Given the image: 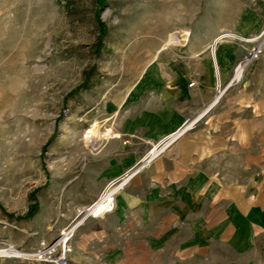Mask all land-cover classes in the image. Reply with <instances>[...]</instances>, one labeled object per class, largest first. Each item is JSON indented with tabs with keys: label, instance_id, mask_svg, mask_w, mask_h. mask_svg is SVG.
Masks as SVG:
<instances>
[{
	"label": "rangeland",
	"instance_id": "1",
	"mask_svg": "<svg viewBox=\"0 0 264 264\" xmlns=\"http://www.w3.org/2000/svg\"><path fill=\"white\" fill-rule=\"evenodd\" d=\"M251 5L264 15V0H0V248L34 256L43 249L53 251L49 261L0 256V264H57L62 256L69 264L88 225L98 239L117 242V233L103 230L112 227L111 220H98L100 215L89 216L75 230L67 251L60 245L64 231L110 183L120 184L136 171L114 194L115 202L151 163L146 155L157 141L146 140L139 150L123 140L124 154L135 155V162L97 191L90 167L104 143L103 125L112 123L116 132L120 107L114 118L103 112L112 110L110 102L124 99L144 65L156 60V51H183L200 22ZM249 49L236 59L230 79ZM255 61L222 93L216 108L252 72ZM226 84L217 81L214 99ZM34 199L38 209L27 217ZM208 256L204 263L189 264H230L234 252L219 247ZM262 256L264 264V245Z\"/></svg>",
	"mask_w": 264,
	"mask_h": 264
},
{
	"label": "crops",
	"instance_id": "2",
	"mask_svg": "<svg viewBox=\"0 0 264 264\" xmlns=\"http://www.w3.org/2000/svg\"><path fill=\"white\" fill-rule=\"evenodd\" d=\"M263 25L264 15L252 5L200 22L183 51L155 49L156 60L144 65L124 99L109 103L106 116L120 110L116 132L112 123L103 125L104 143L90 167L97 191L135 162L124 154L123 140L140 150L187 117L202 122L152 159L118 193L114 210L98 217L111 220L103 230L117 233V242L98 239L88 225L69 264L204 263L219 247L234 252L230 264L263 263L264 55L219 107L212 104L217 81H229L236 59L251 46L244 38Z\"/></svg>",
	"mask_w": 264,
	"mask_h": 264
},
{
	"label": "built area",
	"instance_id": "3",
	"mask_svg": "<svg viewBox=\"0 0 264 264\" xmlns=\"http://www.w3.org/2000/svg\"><path fill=\"white\" fill-rule=\"evenodd\" d=\"M254 38H256V42H253L254 43V45L249 49V52H248V54H246V56L244 57V60H241L239 63H238V65L235 67V69H234V74H233V76H232V78L227 82V84L224 86V88H223V90L220 92V90H219V94L215 97V99L213 100V105H215V104H217L218 102H219V99H220V97H221V95H222V93L224 92V91H226L229 87H231V86H233V83L235 82V81H240L241 79H242V77H243V73H244V70H245V68L247 67V65L249 64V63H251L252 61V59L253 58H255V59H257V57L259 56V55H261L263 52H264V26H263V28L261 29V31H260V33L257 35V36H255V37H253V38H244V40H249V39H254ZM239 69H241V75L242 76H240V78L239 79H236V76H237V71L239 70ZM218 82L220 83V81L218 80ZM195 84V82L194 81H192L191 83H190V86H193ZM218 86H219V88H221V84H218ZM217 97H219V98H217ZM217 98V99H216ZM194 120V119H193ZM199 121V118L197 119V118H195V120L192 122V124L190 125V126H188V127H185V126H187L188 124H189V122H191V121H189V120H187V121H185L183 124H182V126H180L176 131H174L173 132V135L174 134H177L182 128H184L185 127V129H183V131L181 132V133H179L176 137H175V139H173L170 143H168L167 144V146H165V147H163L162 149H164V150H162L161 152H159L155 157L153 156V158H150V159H148V160H152V159H154V158H156L157 156H159L161 153H163L167 148H169L173 143H175L185 132H187L189 129H191L194 125H195V123L196 122H198ZM169 137V136H168ZM167 136L164 138V140L163 141H158V142H156V144L157 145H159L160 143L163 145V144H165L166 142H167V138H168ZM166 145V144H165ZM153 146H154V144H153ZM152 146V148H151V150H150V152L153 150V147ZM149 152V153H150ZM148 153V154H149ZM147 154V155H148ZM146 155V156H147ZM136 172V171H135ZM135 172H132L131 174H127L125 177H123L122 179H124V181L126 180V181H128L130 178H131V176L132 175H134L135 174ZM112 183H118V181H115V182H112ZM112 183H110V184H112ZM125 185V184H124ZM123 185V186H124ZM109 186V185H108ZM123 188V187H122ZM103 194V193H102ZM102 194L92 203V205H90L89 206V208L88 209H90L91 207H93L96 203H98V201H100L101 200V198H102ZM114 206H115V202L114 203H111L110 205H109V207H108V210L106 211V212H104L103 214H101V215H104V214H106V213H108V212H110L111 210H113L114 209ZM12 248V247H11ZM15 250H17V249H15ZM17 251H19V250H17ZM52 253H53V251H52V249H43V250H41V251H39V253H37L35 256L34 255H30L29 253H24L26 256H28L27 258H25V259H31L32 258V256H34L36 259H38V260H41V261H49V258L51 257V255H52Z\"/></svg>",
	"mask_w": 264,
	"mask_h": 264
},
{
	"label": "bare ground",
	"instance_id": "4",
	"mask_svg": "<svg viewBox=\"0 0 264 264\" xmlns=\"http://www.w3.org/2000/svg\"><path fill=\"white\" fill-rule=\"evenodd\" d=\"M250 43L256 42V38L254 39H249L247 40ZM257 59L253 58L251 61H255ZM251 62V63H252ZM241 75V69H239L237 71V76L236 79H239ZM219 98V97H217ZM216 98V99H217ZM198 119V118H197ZM195 120V119H194ZM192 120L191 122H189V124L185 127H188L192 124V122L194 121ZM182 128L177 134L173 135L172 133H169L168 135H166L168 138L166 139L167 142L165 144H155L153 147V150L147 155V159L153 158V156L155 157L159 152H161L163 147L167 146L168 143H170L173 139H175V137L181 133L183 131ZM164 136L160 141H163L164 138L166 137ZM159 141V142H160ZM127 181L125 180L124 182L115 185L114 183L110 184L106 191L102 194V198L100 201H98V203H96L93 207H91L90 209L87 210V212L84 214V216L68 231H64L61 240H60V245H63L65 247V251H67V243L69 242V240L72 238V236L74 235L75 230L81 226L83 223H85L84 221L89 217H98L101 214H103L104 212H106L108 210V207L111 203H114V194L120 190L123 185L126 183ZM0 256H8V257H22V258H27L28 256H26L24 253L15 250L14 248H0ZM57 264H66L65 258L62 256L59 258V260L57 261Z\"/></svg>",
	"mask_w": 264,
	"mask_h": 264
},
{
	"label": "trees",
	"instance_id": "5",
	"mask_svg": "<svg viewBox=\"0 0 264 264\" xmlns=\"http://www.w3.org/2000/svg\"><path fill=\"white\" fill-rule=\"evenodd\" d=\"M38 209V202L36 199H34L30 205V208L28 210V214L27 217H31L34 215V213L37 211Z\"/></svg>",
	"mask_w": 264,
	"mask_h": 264
}]
</instances>
